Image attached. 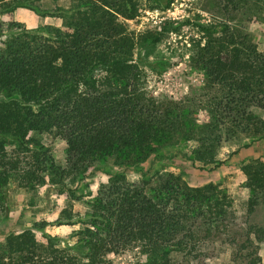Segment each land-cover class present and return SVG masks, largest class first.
Masks as SVG:
<instances>
[{"label":"trees","instance_id":"16d2710c","mask_svg":"<svg viewBox=\"0 0 264 264\" xmlns=\"http://www.w3.org/2000/svg\"><path fill=\"white\" fill-rule=\"evenodd\" d=\"M249 1L213 0L223 19L200 24L204 43L194 55L205 84L198 94L173 100L144 89L145 70L134 58L138 43L160 38L150 32L135 36L126 23L142 5L166 10L173 0H73L56 11L15 0V7L60 18L62 25L19 26L2 41L0 186L11 178L24 185L41 182L45 170L62 178L84 175L107 159L136 168L190 141L196 143L191 160L217 167L223 143L243 136L264 139V118L257 112L264 111V51L246 23L253 16ZM201 110L206 119H198ZM46 132L66 142L64 167L32 136ZM242 171L251 215L264 199V160H250ZM231 206L215 184L189 186L174 173H161L151 184L118 171L89 203L73 245L60 247L49 235L42 242L31 229L9 233L0 243V264H112L110 254L133 246L148 254L142 264H176L171 254L196 251L199 233L227 227ZM245 234L240 243L231 239L234 259L249 256L254 264L264 227L249 225ZM245 249L252 251L244 255Z\"/></svg>","mask_w":264,"mask_h":264},{"label":"rangeland","instance_id":"374dc122","mask_svg":"<svg viewBox=\"0 0 264 264\" xmlns=\"http://www.w3.org/2000/svg\"><path fill=\"white\" fill-rule=\"evenodd\" d=\"M30 1L42 10L56 11L58 8L68 9L73 0ZM249 2L254 7L253 16L246 23L255 43L264 51V0ZM15 3V0L0 3V49L6 35L12 30L16 31L19 26L34 30L62 25L60 18L28 6L15 7ZM248 17V14L243 15L244 19ZM220 19L223 16L217 12L213 0H173L166 10L142 5L135 19L126 20L129 30L135 36L150 32L152 37L160 38L151 44L138 43L134 50L135 60L145 70L142 78L144 89L158 99L182 100L188 95L198 94L205 84V77L194 62L199 45L204 43L200 24L214 23ZM257 112L264 118L263 110ZM198 119H206L205 111H200ZM32 136L47 149L56 164L61 167L66 165L67 144L62 138L54 132ZM180 145L179 148L162 152L163 157L150 158L136 168L118 166L107 159L76 177L53 176L45 170L42 176L44 180L31 185L11 178L8 184L0 186V243L9 233L31 229L42 242L49 235L60 240V247L73 245L76 242L75 232L86 221L89 203L111 173L124 172L130 180L145 178L151 184L161 173H174L189 186L217 185L230 197L233 213L227 227L223 226L219 232L199 233L197 249L193 253L173 252L171 255L175 263L252 264L249 256L239 258L240 262L234 259L235 246L231 239L236 238L239 243L244 241L249 225L264 227V199L249 215L247 203L250 191L242 171L244 163L253 159L264 160V139L243 136L223 143L217 151L220 162L217 167L191 160L195 142H180ZM58 179H62V182H56ZM69 215L72 218H67ZM43 222L48 225L40 230L39 224ZM254 243L258 244L256 240ZM251 251L245 249L243 254L249 255ZM256 255L254 264H264V241L259 243ZM253 257L256 258L255 255ZM108 258L112 264H142L148 259V254L140 246H133L119 254H110Z\"/></svg>","mask_w":264,"mask_h":264}]
</instances>
